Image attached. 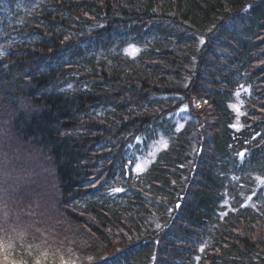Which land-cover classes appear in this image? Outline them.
<instances>
[{
    "label": "trees",
    "instance_id": "obj_1",
    "mask_svg": "<svg viewBox=\"0 0 264 264\" xmlns=\"http://www.w3.org/2000/svg\"><path fill=\"white\" fill-rule=\"evenodd\" d=\"M5 7L0 264H264V0Z\"/></svg>",
    "mask_w": 264,
    "mask_h": 264
},
{
    "label": "rangeland",
    "instance_id": "obj_2",
    "mask_svg": "<svg viewBox=\"0 0 264 264\" xmlns=\"http://www.w3.org/2000/svg\"><path fill=\"white\" fill-rule=\"evenodd\" d=\"M8 10L10 11L9 8L5 7V9H3L2 13L0 12V15L2 16L1 19H3V21H7L8 18H12V17L8 16V13H9ZM10 14L12 15V13H10ZM24 18L26 19L27 16H24ZM3 21H0V23ZM13 25H14V27L15 26H22L23 29L26 28L25 27L26 23L23 20L21 21L20 17H17V18L14 17ZM17 36H19V35L17 34ZM137 50H138V48L136 46L131 45L129 52H131L132 55H135L137 53ZM238 111H239V109H238ZM167 145H168V139L164 135H162V133H160V137L157 140L151 142L149 154L148 155L146 154L145 158L138 155V158H137L138 162L135 165L134 171H135V169H137L138 171H142V170L146 169L148 167V165L153 160H155L159 151H161L163 149V147H165ZM72 237H73V241H74L73 243H75V236L73 235ZM80 239L81 238H78L76 240H80ZM84 242H86V241L84 240Z\"/></svg>",
    "mask_w": 264,
    "mask_h": 264
}]
</instances>
